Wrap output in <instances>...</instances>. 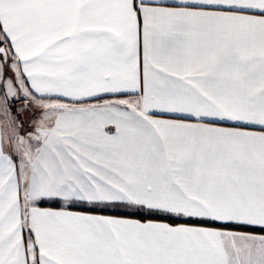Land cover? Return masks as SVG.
<instances>
[{
    "label": "snow or ice",
    "instance_id": "snow-or-ice-1",
    "mask_svg": "<svg viewBox=\"0 0 264 264\" xmlns=\"http://www.w3.org/2000/svg\"><path fill=\"white\" fill-rule=\"evenodd\" d=\"M0 264H264V0H0Z\"/></svg>",
    "mask_w": 264,
    "mask_h": 264
}]
</instances>
